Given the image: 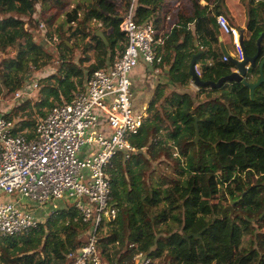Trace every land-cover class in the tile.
I'll list each match as a JSON object with an SVG mask.
<instances>
[{
  "label": "trees",
  "instance_id": "16d2710c",
  "mask_svg": "<svg viewBox=\"0 0 264 264\" xmlns=\"http://www.w3.org/2000/svg\"><path fill=\"white\" fill-rule=\"evenodd\" d=\"M48 1L0 0V93L13 95L35 73L57 63L48 76L38 78L40 102L28 100L11 109L14 116H27L20 121L27 138H32L35 116L69 102L93 71L110 66L125 47L117 13L122 7L113 0L79 4L58 26L55 17L38 16ZM70 1L76 0L55 3L63 7ZM130 2L124 0L125 7ZM134 13L138 23L151 21L156 35L162 33L160 67L167 66L169 82L155 89L142 126L130 139L136 152L127 160L118 155L107 172L117 213L96 232L103 258L122 264L136 252L161 257L156 245L163 235L172 246L166 264H264V84L253 100L241 83L199 89L195 95L177 92L191 84L188 62L199 52L203 81L216 82L233 72L220 46L227 51L232 41L216 25L217 15L242 30L246 55L256 54V40L264 33V0H136ZM168 15L172 21L165 25ZM89 53L93 62L84 69ZM262 59L264 37L248 82L258 79ZM195 119L197 146L191 142ZM238 199L222 218V210ZM89 227L73 207L61 209L36 230L0 237V264H65L66 254L83 244Z\"/></svg>",
  "mask_w": 264,
  "mask_h": 264
},
{
  "label": "built area",
  "instance_id": "2783aa9c",
  "mask_svg": "<svg viewBox=\"0 0 264 264\" xmlns=\"http://www.w3.org/2000/svg\"><path fill=\"white\" fill-rule=\"evenodd\" d=\"M135 1L125 7L119 23L125 37L124 50L117 52L110 66L93 71L69 102L54 105L44 117H34L32 138H27L28 131L20 128V121L27 116H5V109L1 108L0 237L29 233L53 213L73 207L90 227L83 244L66 254L65 264H107L96 238L99 227L112 222L117 213L111 204L107 172L118 155L127 160L136 152L130 139L145 119L144 112L134 107L130 74L140 61L156 71L162 62V33L156 35L151 21H136ZM215 23L231 38L232 53L228 55L242 61L239 31L223 15L215 16ZM52 39L56 42L55 37ZM222 60L228 62L226 57ZM55 68L56 62L36 74ZM194 73L200 77L199 64ZM38 90V81L33 77L32 83L12 95V105L32 98L40 102ZM85 147L92 150L82 158L80 153ZM1 194L13 201L2 202ZM26 200L37 207H53L40 221L23 207ZM55 203L65 206L60 208ZM122 264L155 263L148 255L136 252Z\"/></svg>",
  "mask_w": 264,
  "mask_h": 264
},
{
  "label": "rangeland",
  "instance_id": "374dc122",
  "mask_svg": "<svg viewBox=\"0 0 264 264\" xmlns=\"http://www.w3.org/2000/svg\"><path fill=\"white\" fill-rule=\"evenodd\" d=\"M50 1L51 0L48 1L50 5L46 9L43 10L42 7H39V12H38L39 15L38 16H40L42 19H46V20H48L50 17H55L54 18V20H55L54 24L56 26H58L61 22L64 21L65 15L67 13H69L75 6L81 4V5H83L85 7L87 5H91L94 2V0H76V1H70L67 5H64L63 7H59L55 3V1H60V0H55L53 2L52 1L50 2ZM113 1H114V3H116V0H113ZM117 2H118V0H117ZM47 5H48V3H47ZM116 5H117V3H116ZM171 21H172V19L169 18L168 21L166 20L165 25H167V24L170 25ZM40 36H42V38H44L43 34L37 33V38H41ZM52 46H54V45H52ZM229 47L230 48H228L227 51H228V54H231L232 53L231 44L229 45ZM9 52H12V51L10 50V51H8V53ZM80 53H81V51H80V47H79L76 50L75 60L78 59V57L80 56ZM88 55L90 57V60H89L88 63H85V66H83L84 69H86V67L90 63H92V61H93L91 59L92 58L91 53H89ZM0 56H1V54H0ZM52 71L53 70L47 71L45 74L43 73L42 75H38V74L35 73L34 77L38 81V78L48 76L49 73H51ZM159 71L163 73L164 72L163 67H161L159 69ZM156 75H158V74H155V77L158 78L159 82H163L164 81L163 80V76H161V74L159 76H156ZM32 81H33V78L29 81V84L32 83ZM195 91H196V89L194 87H192L191 84L188 87H185V88L178 87V89H177V92H179V93L188 92L191 95H195L196 94ZM170 92H171L170 89L166 88V94H169ZM11 97H12L11 94L4 95V90H2L1 93H0V99L2 100V102H0V103L3 104V107H0V108L7 109V111H8V109H12L14 107V105H12L13 101H11ZM39 99H40V96H39ZM26 101H28V100H21L16 105L19 106L21 104L26 103ZM29 101L31 102V105H33V103L36 102L35 99H33V98L30 99ZM13 113L14 112L11 111L10 115L14 116ZM174 156L178 157L176 151L174 153ZM159 168L160 167H158L157 170H159ZM166 173H170V170L167 169ZM1 197H2V202L10 201V198L5 196L4 194H1ZM23 202L25 203V204H23V207L26 208L37 220H40V221L46 219V216L49 214V212L52 210V207H53V204L48 205V206H43V207H37V206H35V204L31 203L28 200L23 201ZM55 204L57 205V207H60V208H63L65 206V205H63V203H55ZM171 247H172L171 245L167 244L166 238L163 235H161L160 236V242L156 245L157 251H158L159 254H161V257H159L157 254H154V257H152L154 263L155 264H166L167 261L165 260V256L167 255V253L170 252V248Z\"/></svg>",
  "mask_w": 264,
  "mask_h": 264
},
{
  "label": "water",
  "instance_id": "95a60500",
  "mask_svg": "<svg viewBox=\"0 0 264 264\" xmlns=\"http://www.w3.org/2000/svg\"><path fill=\"white\" fill-rule=\"evenodd\" d=\"M105 44H107L106 39L102 35L100 31H97L95 33ZM264 37V33H262L256 40V48L257 52L253 57H248L244 51L243 43H242V33L239 35V41L242 46V61L238 62L233 60L227 53V51L221 46V52L224 57L228 59V62L234 67V71L230 73L227 76L221 77L216 82L213 81H203L199 76H197L194 73V67L199 64V59L202 55L201 52L192 55L188 62V70L187 75L189 76L190 82L192 87H194L196 90L199 89H218L222 87L224 84H230V83H241L243 87L249 90L250 99L253 100L254 98V91L259 88L262 84H264V77H263V65H264V59L261 60L259 63V75L258 79L254 83H250L246 80L247 76V70L246 67H254L256 64V60L258 59L261 51V41ZM197 120L194 121V138L192 139V143L197 146L199 142V135H198V128H197ZM237 201H230L228 206L224 208L221 212L222 218H225L226 212L232 213V205L238 202Z\"/></svg>",
  "mask_w": 264,
  "mask_h": 264
},
{
  "label": "crops",
  "instance_id": "0c3cea01",
  "mask_svg": "<svg viewBox=\"0 0 264 264\" xmlns=\"http://www.w3.org/2000/svg\"><path fill=\"white\" fill-rule=\"evenodd\" d=\"M116 3H117V5L122 7V10L117 11L119 16L121 17L122 13L125 10L124 0H121L119 2H117V0H116ZM200 3H201V5H205L204 1H201ZM178 5H179V3L177 1L174 4V7H177ZM165 22H166V20H165ZM241 31H240V33H242ZM242 40H243V33H242ZM104 67H106V65ZM154 68L155 67H150L147 64L143 63L142 61H140L137 65V67L130 74V80L132 83V91H133L132 93H133L134 107L137 111L144 112L145 115H146V110L148 108V103L151 100L155 89L158 87V85L167 84L169 82L168 75H167V66L163 67V69H164L163 73L159 71V69L161 67H158V71H156ZM155 74H158L156 76H159L161 74V76H163L164 81L159 82L158 78L155 77ZM85 81H86V79H85ZM85 81H84V83H85ZM0 107H1V103H0ZM10 111H11V109H9V111H7V109L4 110V114H7ZM33 127H34V125H33ZM91 150H92V147H85L80 153L81 157L82 158L86 157ZM12 201L13 200L10 199V202H12Z\"/></svg>",
  "mask_w": 264,
  "mask_h": 264
},
{
  "label": "clouds",
  "instance_id": "9594fccd",
  "mask_svg": "<svg viewBox=\"0 0 264 264\" xmlns=\"http://www.w3.org/2000/svg\"><path fill=\"white\" fill-rule=\"evenodd\" d=\"M93 24H94V23H93ZM99 24H100V23H99ZM94 25H96V24H94ZM159 67H160V66H159ZM55 69H56V68H55ZM234 70H235V69H234ZM234 70H233V71H234ZM247 72H248V71H247ZM34 75H35V74H34ZM190 83H191V82H190ZM144 114H145V113H144ZM145 117H146V115H145Z\"/></svg>",
  "mask_w": 264,
  "mask_h": 264
}]
</instances>
